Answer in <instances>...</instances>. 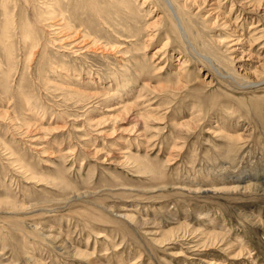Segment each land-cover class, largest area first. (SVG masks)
<instances>
[{
    "label": "rangeland",
    "instance_id": "374dc122",
    "mask_svg": "<svg viewBox=\"0 0 264 264\" xmlns=\"http://www.w3.org/2000/svg\"><path fill=\"white\" fill-rule=\"evenodd\" d=\"M171 1L0 0V264H264V0Z\"/></svg>",
    "mask_w": 264,
    "mask_h": 264
},
{
    "label": "bare ground",
    "instance_id": "6f19581e",
    "mask_svg": "<svg viewBox=\"0 0 264 264\" xmlns=\"http://www.w3.org/2000/svg\"><path fill=\"white\" fill-rule=\"evenodd\" d=\"M166 2H167V4H169V5H172V1L171 0H165ZM184 5L185 6H190V7H192V5L188 2V1H185L184 2ZM260 8V7H259ZM172 10V9H171ZM258 10V9H257ZM172 12H173V10H172ZM173 14H174V16L176 17V19L178 20V22H179V26L181 25V21H180V18L178 17L179 15H177V13L175 12H173ZM222 22L223 23H225L226 25H228V23L230 22V21H228V20H222ZM239 42V41H238Z\"/></svg>",
    "mask_w": 264,
    "mask_h": 264
}]
</instances>
